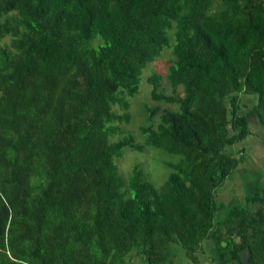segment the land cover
Here are the masks:
<instances>
[{
  "label": "trees",
  "instance_id": "obj_1",
  "mask_svg": "<svg viewBox=\"0 0 264 264\" xmlns=\"http://www.w3.org/2000/svg\"><path fill=\"white\" fill-rule=\"evenodd\" d=\"M168 49L146 81L175 108L146 107L137 142L128 101ZM243 95L264 127V0H0V264L197 263L206 243L212 264H264V187L216 201ZM149 147L179 156L159 187L115 162Z\"/></svg>",
  "mask_w": 264,
  "mask_h": 264
},
{
  "label": "rangeland",
  "instance_id": "obj_2",
  "mask_svg": "<svg viewBox=\"0 0 264 264\" xmlns=\"http://www.w3.org/2000/svg\"><path fill=\"white\" fill-rule=\"evenodd\" d=\"M96 43H99V41H96ZM171 58V51L168 49L154 62L149 64L143 71L138 94L133 98H129V114L131 119L129 123L124 125V128L127 133L132 134L136 138L137 142L144 140V136L140 134L139 129L147 123L146 107L175 108L174 105L153 102L150 98L151 86L146 81V77L152 72L165 74ZM163 85L167 88V92H169L170 88L165 79L163 80ZM239 100L241 105L240 114L247 117L251 134L244 141L235 145V148L232 147L230 149L235 154H238L243 149L242 155L244 160L236 172L231 174L224 184L217 189L216 201L220 207L219 216L222 212L228 211L227 209L232 205L239 203L247 192L264 187V127L258 122L252 112V107L256 102L255 97L243 95ZM115 109L118 110L117 108ZM158 117L159 114L155 117V123L158 122ZM178 161L179 156L150 147L145 149L143 153L125 149L123 156L115 160L119 173L122 176L128 177L132 167L138 164L143 168L149 180L158 187L166 181L170 173V170L166 167V163H176ZM174 252L172 264H212L214 256L213 250L209 247L208 243L205 244V253L199 255L200 260L197 263L189 261L185 257L184 251L179 247H174ZM125 264L148 263L145 262L143 257L137 256L135 251H133L125 260Z\"/></svg>",
  "mask_w": 264,
  "mask_h": 264
},
{
  "label": "water",
  "instance_id": "obj_3",
  "mask_svg": "<svg viewBox=\"0 0 264 264\" xmlns=\"http://www.w3.org/2000/svg\"><path fill=\"white\" fill-rule=\"evenodd\" d=\"M222 245L225 246L226 243L222 242ZM240 261L242 264H249V250L245 249L240 252Z\"/></svg>",
  "mask_w": 264,
  "mask_h": 264
}]
</instances>
